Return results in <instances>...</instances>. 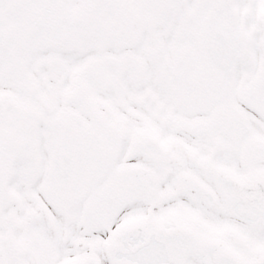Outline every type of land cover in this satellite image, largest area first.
<instances>
[{"label":"snow or ice","instance_id":"snow-or-ice-1","mask_svg":"<svg viewBox=\"0 0 264 264\" xmlns=\"http://www.w3.org/2000/svg\"><path fill=\"white\" fill-rule=\"evenodd\" d=\"M0 264H264V0H0Z\"/></svg>","mask_w":264,"mask_h":264}]
</instances>
